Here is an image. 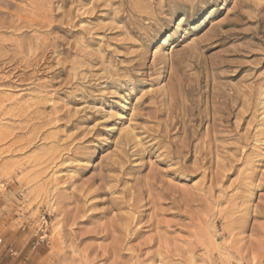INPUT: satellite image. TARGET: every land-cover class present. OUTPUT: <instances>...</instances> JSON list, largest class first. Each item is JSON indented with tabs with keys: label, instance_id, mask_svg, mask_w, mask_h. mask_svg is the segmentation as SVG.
<instances>
[{
	"label": "rangeland",
	"instance_id": "374dc122",
	"mask_svg": "<svg viewBox=\"0 0 264 264\" xmlns=\"http://www.w3.org/2000/svg\"><path fill=\"white\" fill-rule=\"evenodd\" d=\"M0 264H264V0H0Z\"/></svg>",
	"mask_w": 264,
	"mask_h": 264
}]
</instances>
